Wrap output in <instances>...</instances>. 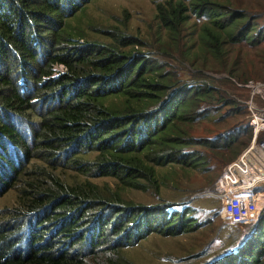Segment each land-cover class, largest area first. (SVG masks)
<instances>
[{
  "label": "trees",
  "instance_id": "1",
  "mask_svg": "<svg viewBox=\"0 0 264 264\" xmlns=\"http://www.w3.org/2000/svg\"><path fill=\"white\" fill-rule=\"evenodd\" d=\"M91 1L0 0V196L17 188L15 204L0 208V264H136L122 249L152 233L196 230L189 209L131 203L56 170L146 190L157 187L156 166L202 167L207 157L195 146L231 149L229 163L251 139L249 127L238 141L235 126L195 137L187 126L220 105L242 113L235 85L182 80L115 27L99 29L107 42L83 39L70 20ZM248 13L218 0H156L154 17L177 49L189 19L204 17L198 40L219 59L229 42L264 39ZM263 219L206 264H264Z\"/></svg>",
  "mask_w": 264,
  "mask_h": 264
},
{
  "label": "rangeland",
  "instance_id": "2",
  "mask_svg": "<svg viewBox=\"0 0 264 264\" xmlns=\"http://www.w3.org/2000/svg\"><path fill=\"white\" fill-rule=\"evenodd\" d=\"M218 1L231 8L249 12L260 29L264 30V0ZM155 2L156 0H92L70 20V26L81 29L83 39L87 40L109 41V37L99 29L112 27L125 35L136 37L140 43L135 48L148 51L159 61L170 63L166 69L182 80L205 79L230 91L228 84L221 82L222 79H230L236 87L234 93L240 96L238 100L244 105L242 113L227 112V106L220 105V108L212 111L208 117L198 119L187 128L195 137H213L235 126L238 130V141H243L250 127L251 139L236 156L238 157L251 144L253 136L252 127L246 126L249 125L252 114L248 108L251 89L245 84L241 86L243 82L251 80L255 83L254 105L264 107L261 97L264 92V39L252 45L244 41L229 42L224 46L222 57L215 59L204 50L200 39L198 40V29L205 18L192 16L182 33L179 45H183L179 49L174 48L168 34L163 33V29L155 20ZM186 46L191 47L188 59L183 50ZM57 68L61 69L60 66ZM229 69H232L236 76L240 75L246 80L231 77ZM259 139L260 135L257 136V141ZM195 148L206 154L207 161L202 167L185 168L171 164L156 166L157 187L146 190L120 188L111 177H86L70 168L60 167L56 172L61 173L68 181L89 179L101 185L106 184L131 203H169L177 208L189 209L200 225L196 230L177 236L152 233L137 244L124 247L122 254L136 264H206L223 251L231 250L234 242H240L249 233L250 226L242 224L236 227L235 224L229 223L222 216L221 202L213 194L214 182L228 163L223 160L231 155V149H224L217 154L209 148ZM86 158L93 157L88 155ZM255 190L258 191L257 204L261 207L259 215L262 214L264 218V184ZM16 196L17 188L7 190L0 196V208L13 206Z\"/></svg>",
  "mask_w": 264,
  "mask_h": 264
},
{
  "label": "built area",
  "instance_id": "3",
  "mask_svg": "<svg viewBox=\"0 0 264 264\" xmlns=\"http://www.w3.org/2000/svg\"><path fill=\"white\" fill-rule=\"evenodd\" d=\"M251 89L248 108L251 111L249 124L253 130L251 144L235 159L227 163L214 182L213 194L221 202V213L231 224L253 225L261 207L257 204L256 187L264 184V107L254 105L255 83L248 81ZM264 100V92L261 95ZM254 119H258L254 122ZM260 139L257 141V136Z\"/></svg>",
  "mask_w": 264,
  "mask_h": 264
},
{
  "label": "bare ground",
  "instance_id": "4",
  "mask_svg": "<svg viewBox=\"0 0 264 264\" xmlns=\"http://www.w3.org/2000/svg\"><path fill=\"white\" fill-rule=\"evenodd\" d=\"M258 121V119H254V122H257Z\"/></svg>",
  "mask_w": 264,
  "mask_h": 264
},
{
  "label": "crops",
  "instance_id": "5",
  "mask_svg": "<svg viewBox=\"0 0 264 264\" xmlns=\"http://www.w3.org/2000/svg\"><path fill=\"white\" fill-rule=\"evenodd\" d=\"M258 196V195H257Z\"/></svg>",
  "mask_w": 264,
  "mask_h": 264
}]
</instances>
